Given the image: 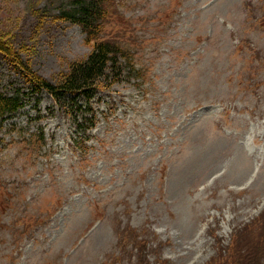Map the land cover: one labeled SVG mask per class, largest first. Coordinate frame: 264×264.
I'll return each mask as SVG.
<instances>
[{"label": "rangeland", "instance_id": "rangeland-1", "mask_svg": "<svg viewBox=\"0 0 264 264\" xmlns=\"http://www.w3.org/2000/svg\"><path fill=\"white\" fill-rule=\"evenodd\" d=\"M70 2L0 0L1 36L50 84L93 42L32 9L53 16ZM119 5L102 36L133 67L93 100L86 153L73 151L71 117L46 92L28 99L0 55V94L25 99L0 126V264H207L244 224L259 233L264 0Z\"/></svg>", "mask_w": 264, "mask_h": 264}, {"label": "trees", "instance_id": "trees-1", "mask_svg": "<svg viewBox=\"0 0 264 264\" xmlns=\"http://www.w3.org/2000/svg\"><path fill=\"white\" fill-rule=\"evenodd\" d=\"M70 4L68 9L64 6L58 8L53 16L47 8L32 9L39 22L76 25L84 34V39L93 42V48L86 58L71 63L68 71L55 84L45 82L29 72V67L14 52L11 38L1 36L5 32L0 34V55L8 60L12 70L22 78L28 90V99L46 92L59 105V112L71 117L76 133L73 151L78 146L81 153H86L87 132L97 122L93 100L109 89L107 80H111L109 83L119 82L123 78L124 65L132 66V62L131 53L125 49L123 42L102 36L108 20L117 18L119 0H71ZM24 100L19 93L14 96L0 94V126L24 107ZM40 130L36 132L40 136L34 135L33 142L41 146L44 133ZM20 139L22 142L28 140L24 136ZM256 223L259 225L258 234L255 233L254 225L244 224L233 233L231 244L225 249H216V254L207 264H263L264 214L256 219ZM252 233L256 234L257 239ZM137 264H143L140 257Z\"/></svg>", "mask_w": 264, "mask_h": 264}]
</instances>
